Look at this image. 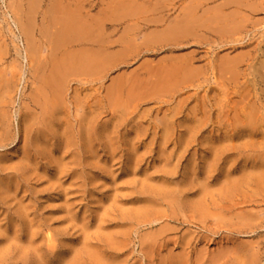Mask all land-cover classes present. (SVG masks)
<instances>
[{"label": "rangeland", "instance_id": "374dc122", "mask_svg": "<svg viewBox=\"0 0 264 264\" xmlns=\"http://www.w3.org/2000/svg\"><path fill=\"white\" fill-rule=\"evenodd\" d=\"M189 1L123 0L119 9L113 0H34L31 8L28 0H0V77L14 82L0 84V264H70L78 253L74 264L177 256L186 264H264V9L256 14L263 24L234 37L204 28L166 37ZM48 3L89 30L103 27L111 42L94 68L65 75L59 128L74 133L90 114L97 126L84 146L65 153L54 140L32 137L46 94L40 77L48 74L37 63L53 48L41 31L60 28L42 14ZM89 32L70 34L57 56L98 48V40L78 42ZM175 63L194 72L174 71V81L157 87V74ZM185 178L195 180L199 192L193 187L189 197L201 199L205 214L172 216L171 204L148 203L153 193L143 188Z\"/></svg>", "mask_w": 264, "mask_h": 264}, {"label": "bare ground", "instance_id": "6f19581e", "mask_svg": "<svg viewBox=\"0 0 264 264\" xmlns=\"http://www.w3.org/2000/svg\"><path fill=\"white\" fill-rule=\"evenodd\" d=\"M33 1L34 0H28L30 8ZM113 1L114 3L112 6L114 7H117L119 9L126 7V4L123 3V0H113ZM215 1L217 0H190L188 5L182 8L179 11L178 15L172 18L169 21V23L165 26L164 33L166 34V37L169 36V37L178 38L180 34H183L186 31L191 32L192 30H195L197 28L198 29L204 28L206 30H210L214 32H227L228 34L232 35L235 31L243 30V28L250 27L252 29L253 27L255 28L259 26L261 23L263 24L262 22L263 20L262 19L260 20L256 16V14L259 13L260 9L262 8L264 9V0H224L222 3H218V4H216ZM220 1L221 0H219V2ZM209 2H211L213 5L210 7H205V4ZM48 4L49 5L47 9H45V12L43 11L42 14L45 17L48 14L47 17L49 18L48 22L50 23L56 22L59 24L60 28L58 30L59 31L58 34L53 33L50 35L49 33L46 32L45 30L46 28L43 30L44 32L41 31V33L45 37L47 34L48 36L51 37V38L49 37V39H51L50 42L53 48L50 51L49 55H47V57H49L48 61L41 63L39 61L37 63L38 73L40 72V70L43 71L42 69L48 67L47 69L48 74L46 76L42 75L40 77L42 81H40V85L38 89L45 90L46 94L42 96V100H38L42 108L41 113L39 115L40 128L34 131L32 137L37 139L41 136L42 138L46 137L45 141L54 140L57 142L60 151L62 153L63 152L65 153L67 152L66 150L67 148H73L76 144L79 145L82 144V146H84V144H86L87 142L85 141L87 140V137L88 139H91V136H93L96 133V128H97L92 114L88 116V120L85 123L82 120H80L81 125L79 126L78 129L73 130L74 133L71 132L69 135H66L65 129L59 128L61 125L57 124L59 122V120L57 119V110H58V104H60V102H63L61 101V95H62L61 93L63 89V84L66 80L65 75L69 74V72L94 68L96 66V62H95V58H97L96 55L103 53L108 55L110 53L107 50L108 47L103 46L102 44L108 45L111 44V42L104 40L105 38L104 35L102 34L103 27H99L96 30H89L91 25L89 24L86 25L85 20L81 19L77 15H74L76 17L69 15L71 13L67 10L66 7L60 6V8L64 12L59 10L57 12L56 11L57 8L53 9L52 3L51 4L48 3ZM262 18H264L263 15ZM17 21L16 24L20 25L19 27H21L20 29L24 33L26 29L22 27L19 19H17ZM263 25L261 26V28L263 27ZM88 31H90L89 32L90 34H86L85 36H80V38H77L80 39V41L78 40L77 41L78 42L85 41L91 43L94 42L97 43L98 41H100L101 45H99L98 48L93 49L92 47L81 46V48L78 50L66 49L63 53H60V55L57 56L56 49L61 46L60 44H63L62 46H65L64 42H69V43L73 42V41L70 42V40H72L71 37H73L70 34L73 35L83 34V33H87ZM27 40L30 43V48L37 49L38 51V47H35V43L29 41V39ZM236 41L237 39L234 38V41L230 43L232 47H235V45H237L235 44ZM230 48L231 47L227 49ZM226 61L229 62L228 59ZM225 69H229V67L228 68L225 67ZM178 70H182L188 73L194 72L192 67L187 64L185 66L183 65L177 66V64L175 63L173 69H166V71L161 70L157 74V76L155 77V79H157V81L155 82L157 83V87L161 84H163V86H168V84L170 83L169 79L171 78V76L175 75V73ZM171 79L174 81V78ZM11 82L13 81L11 80L10 83ZM10 83L5 81L3 77H0V84L2 85V87L4 85L5 89L6 87L10 88ZM4 112L5 111L0 110V117L4 115ZM90 150H92V148H87L88 153L90 152ZM259 167L264 168V164L263 165L260 164ZM17 169L19 172L22 173L28 172L27 164H18L16 170ZM169 174H170L169 176H171V173ZM256 175L257 178H259L261 176L260 171ZM169 176L167 173H165L162 177L168 179L170 178ZM182 182L183 184L181 185L179 183L178 184L176 183L175 185H173V187H170L169 185L172 183L169 184L164 181L161 184L159 183L155 185L154 187L143 188V191L153 193V195L149 197L151 198V201L148 200V203L150 204L156 202H161V203L166 202L171 204L172 209H170L169 207L168 208L170 210L169 214L172 216L176 215L174 214V211L176 210H178L179 212L187 211L190 214L193 213L194 214L197 213L201 215L205 214V208L202 205L203 203H201V199L200 198L193 199L189 197L190 195H194L193 187L196 188V192L197 191L199 192L198 187L194 186L195 180L193 181L194 183L192 182V180L190 183V181L187 178H185ZM232 187H233L232 184H228L222 188V192L224 194L225 193L228 194L232 189ZM161 203L158 204L160 205ZM149 210H150V206H147L144 209L145 212ZM166 217L170 219L173 218L171 216H166ZM78 254H75V256L77 255L78 257ZM75 256L71 258L70 262L68 261L70 264H74V262L76 261ZM159 262L160 264H186L185 261L181 260L180 256L170 257V259L165 262L164 261L162 262L161 259L159 260Z\"/></svg>", "mask_w": 264, "mask_h": 264}]
</instances>
